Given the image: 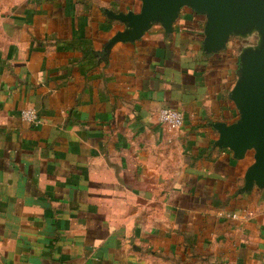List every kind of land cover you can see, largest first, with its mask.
I'll return each mask as SVG.
<instances>
[{"label":"crops","instance_id":"0c3cea01","mask_svg":"<svg viewBox=\"0 0 264 264\" xmlns=\"http://www.w3.org/2000/svg\"><path fill=\"white\" fill-rule=\"evenodd\" d=\"M140 6L0 0V264H264L252 153L215 146L213 124L239 117L238 57L206 55L187 8L173 33L106 49L124 28L107 12Z\"/></svg>","mask_w":264,"mask_h":264},{"label":"water","instance_id":"95a60500","mask_svg":"<svg viewBox=\"0 0 264 264\" xmlns=\"http://www.w3.org/2000/svg\"><path fill=\"white\" fill-rule=\"evenodd\" d=\"M138 12H107L124 28L109 40L106 49L116 43H135L155 24L171 34L185 8L205 18L202 50L206 55L219 53L232 37L244 38L256 33L254 48H244L238 56L236 82L229 99L238 111V120L217 122L215 146L227 150L240 161L252 153L253 161L244 174L243 191L264 188V0H140Z\"/></svg>","mask_w":264,"mask_h":264},{"label":"built area","instance_id":"2783aa9c","mask_svg":"<svg viewBox=\"0 0 264 264\" xmlns=\"http://www.w3.org/2000/svg\"><path fill=\"white\" fill-rule=\"evenodd\" d=\"M22 120L29 124H39L40 121L36 113L31 109L22 110L20 112ZM158 121L161 125L167 127L170 130L179 129L184 124L183 115L173 109H162L157 115Z\"/></svg>","mask_w":264,"mask_h":264},{"label":"rangeland","instance_id":"374dc122","mask_svg":"<svg viewBox=\"0 0 264 264\" xmlns=\"http://www.w3.org/2000/svg\"><path fill=\"white\" fill-rule=\"evenodd\" d=\"M258 41H259V38L256 33L247 35L244 38L232 37L228 43V49H229L228 51L234 54L235 58H237L244 48L256 47L258 44Z\"/></svg>","mask_w":264,"mask_h":264}]
</instances>
